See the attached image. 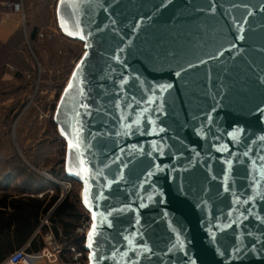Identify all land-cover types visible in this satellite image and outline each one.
I'll return each mask as SVG.
<instances>
[{
  "label": "water",
  "instance_id": "95a60500",
  "mask_svg": "<svg viewBox=\"0 0 264 264\" xmlns=\"http://www.w3.org/2000/svg\"><path fill=\"white\" fill-rule=\"evenodd\" d=\"M56 13L84 45L53 121L88 264H264V0Z\"/></svg>",
  "mask_w": 264,
  "mask_h": 264
},
{
  "label": "rangeland",
  "instance_id": "374dc122",
  "mask_svg": "<svg viewBox=\"0 0 264 264\" xmlns=\"http://www.w3.org/2000/svg\"><path fill=\"white\" fill-rule=\"evenodd\" d=\"M57 4L25 0V20L0 10V158L32 160L62 181L66 143L53 119L84 45L60 31ZM81 190L75 182L69 196Z\"/></svg>",
  "mask_w": 264,
  "mask_h": 264
},
{
  "label": "crops",
  "instance_id": "0c3cea01",
  "mask_svg": "<svg viewBox=\"0 0 264 264\" xmlns=\"http://www.w3.org/2000/svg\"><path fill=\"white\" fill-rule=\"evenodd\" d=\"M50 176L52 177V174H49V171L39 169L32 160L22 159L20 162L0 158V213H11L10 203L14 200L27 205H36L39 208V211L36 209L31 217L27 213L24 219L19 221V225L13 223L10 226L0 227V244L8 242L22 249L31 246L33 242L37 245L45 242L46 234L52 230L50 215L58 206L61 195L59 185L52 181ZM56 187L59 189L57 190ZM54 196H58V200L48 213L43 214V209ZM46 218L49 220L50 227L43 225ZM2 221L6 222V217ZM69 256V253L64 252L58 264H67Z\"/></svg>",
  "mask_w": 264,
  "mask_h": 264
},
{
  "label": "trees",
  "instance_id": "16d2710c",
  "mask_svg": "<svg viewBox=\"0 0 264 264\" xmlns=\"http://www.w3.org/2000/svg\"><path fill=\"white\" fill-rule=\"evenodd\" d=\"M12 160L20 161L19 158H14ZM21 162V161H20ZM64 165V162L62 163ZM60 179L66 178L65 172L62 173L61 176H58ZM58 190L59 187H56ZM68 195L63 201H61L58 206L54 209L52 214L50 215L52 230L58 239V241L64 246H74L79 251H85V238L76 234V230L80 225V222L84 216L85 209L83 208L79 197ZM71 198V199H70ZM58 200V196H54L50 203L45 206L43 209V214L48 213V211L54 206L56 201ZM10 208L12 210L11 213L3 214L0 213V227L10 226L13 223L16 225L20 224V220L24 219V216L28 213L34 215L38 206L27 205L21 203L19 200H14L10 203ZM5 206V205H4ZM7 208V207H5ZM6 213V212H5ZM6 217V222H3V218ZM46 246L45 242L41 245H37L36 243H32L31 246L28 247V251L31 253H37L41 251ZM20 246H14L12 244H0V264H2L16 249H20ZM69 253V262L71 261V253ZM85 260V258L83 259ZM82 260V261H83Z\"/></svg>",
  "mask_w": 264,
  "mask_h": 264
},
{
  "label": "built area",
  "instance_id": "2783aa9c",
  "mask_svg": "<svg viewBox=\"0 0 264 264\" xmlns=\"http://www.w3.org/2000/svg\"><path fill=\"white\" fill-rule=\"evenodd\" d=\"M57 3L59 0H56ZM0 10L9 11L13 14H17L25 20V0H0ZM50 179L56 182L62 189L59 202L63 201L72 190L73 180L64 178L62 181H58L50 176ZM44 226L50 227L48 218L44 220ZM93 226L91 214L85 210L84 216L80 222L79 227L76 230V234L86 239V235ZM46 246L37 253H31L28 251V247H24L12 253L2 264H58L61 261V257L65 251L71 253V258L74 263L82 261L87 256L86 251H79L74 246L64 247L59 243L53 230H50L45 236Z\"/></svg>",
  "mask_w": 264,
  "mask_h": 264
},
{
  "label": "snow or ice",
  "instance_id": "6c2138e0",
  "mask_svg": "<svg viewBox=\"0 0 264 264\" xmlns=\"http://www.w3.org/2000/svg\"><path fill=\"white\" fill-rule=\"evenodd\" d=\"M70 147H71V145H70Z\"/></svg>",
  "mask_w": 264,
  "mask_h": 264
}]
</instances>
